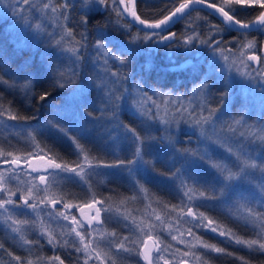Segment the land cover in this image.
<instances>
[{"label":"snow or ice","instance_id":"obj_1","mask_svg":"<svg viewBox=\"0 0 264 264\" xmlns=\"http://www.w3.org/2000/svg\"><path fill=\"white\" fill-rule=\"evenodd\" d=\"M150 2L143 0L145 6ZM135 3L136 0H16L15 4L7 5L51 50V57L44 60L45 77L55 88L67 90L65 94H79L83 101L67 117L60 115L67 111L62 108L41 126L49 134H59L72 142L77 155L75 161L69 164L48 157L46 167L29 171L20 167L18 157L5 160L17 167L8 169L7 176L0 173V221L6 225V231L16 234L13 239H19L27 246L29 253L24 257L14 255L0 244V249L15 264H65L66 258L69 264H117V261L126 264H209V253L250 264L246 258L204 240L197 235L198 231L215 233L224 238V243L249 252L264 253V0H168L172 7L162 18L153 20L141 18ZM21 4L26 7L20 8ZM204 9L211 10L208 15L218 22L212 23L206 18L195 22L193 13L199 17ZM99 14L114 17L107 22L128 36L125 48L111 45L102 32H98L97 38L89 44L88 26ZM125 14L132 19L121 24L119 21L126 19ZM177 24L184 25L179 34L172 30ZM226 33L236 35L226 39ZM161 47L185 53L206 51L207 69L197 76L186 93H177L172 88L165 91L167 86L158 90L146 87L143 81L130 79L128 68L135 53ZM89 65L91 77L84 74ZM176 67L195 69V65ZM234 80H239L249 90H259L261 113L258 118L253 119L243 102L239 107H233L231 82ZM218 82L223 85L219 94L213 91ZM37 83L33 73L23 69L19 72L10 68L5 70L0 63V85L20 92L29 104L33 96L40 107L50 104L52 93L47 88L37 93ZM86 89L87 96L84 95ZM93 90L98 94L97 115L83 111L88 107L87 101ZM8 103L10 106L4 108L0 93V130L18 127L22 132L30 129L28 135L34 143L24 156L25 164H30L34 157L44 160L48 152L32 136L37 130L32 128L31 122L37 118L34 114L18 113L11 107V102ZM125 106L135 114V123H125L121 119ZM5 117L15 123H5ZM104 121L108 122L109 142L115 145L122 141L128 146L129 154L123 159L117 156L114 161L92 156L91 160L96 161L92 163L91 150H86L82 143L90 135L87 123ZM182 131L189 143L195 136V150L177 147L180 143L177 137ZM154 132L161 135L157 137ZM154 143L165 144L166 153L163 157L157 155L156 160L166 164V172L158 171L155 163L146 158L151 155ZM219 151L224 155H218ZM3 154L14 155L12 151ZM201 166L209 170L210 179L193 174L194 169ZM100 168L120 169L131 178L134 195L127 198L130 200H135L136 194L147 198V190L137 178L141 170L154 174L152 178L163 177L171 181L181 195L180 203L172 205L168 214L176 213L175 219L183 230L178 228L176 233L169 230L171 224L159 214H155L154 219L148 217L139 221L130 212L124 215L116 210L114 215L113 209L105 206V198L96 199L92 192L91 178L100 174L97 171ZM32 173H36L32 180L38 184L13 189V180ZM63 181L80 184L85 196L92 198L83 200L82 204L71 203L82 198L65 192L61 186ZM244 185L247 187L241 191ZM53 187L59 194L50 196ZM33 188H37L35 194ZM17 192L20 196L13 199ZM96 204L101 207L96 208L91 217L94 227L78 220L71 211L65 212L73 207L83 212L85 207L93 208ZM164 207L168 208V205ZM217 208H223L225 217L244 228L247 235H239L232 227L206 214ZM45 217L49 223L66 227L71 240H56L44 222ZM63 221L69 223L63 224ZM113 221L128 234L112 231L107 241L103 235L93 236L94 232H105L106 225ZM33 231L37 237L27 239L26 234ZM185 236L192 239H184ZM41 238L48 245L63 248L65 258L59 253L45 258L41 254ZM146 239L155 240V246L148 251H145ZM172 241L184 244V249L175 247ZM34 251L37 253L35 262L31 258ZM73 252L78 255L74 256Z\"/></svg>","mask_w":264,"mask_h":264},{"label":"trees","instance_id":"obj_2","mask_svg":"<svg viewBox=\"0 0 264 264\" xmlns=\"http://www.w3.org/2000/svg\"><path fill=\"white\" fill-rule=\"evenodd\" d=\"M171 7L172 5L168 3V0H151L147 6L144 5L143 0H139L137 10L141 18L153 20L162 18ZM205 18L212 23L218 22L214 16L208 15L207 11L201 12L199 17H197L196 13H193V20L197 23L202 22ZM110 19H114V17H106L103 14H99L90 21L88 26L89 44H91L97 38L98 32L104 33L111 45L118 46V42H127L128 36L124 31L110 25L107 22ZM13 22L14 19L12 16L8 20L0 21V63H3L5 70L10 68L13 72H19L21 69H23L24 72L33 73L38 80L36 92L39 93L47 88L48 91L52 93V95L50 97L51 103H46L44 106L40 107L34 96L31 103L29 104L25 101L23 95L20 92L4 88L2 85H0V93L3 94V107L8 108L10 106L8 102H11V107L18 113L26 116L34 114L37 119L33 120L31 125L32 128L36 129L37 131L32 133L36 139L41 142V146L45 147V150L48 152V157H55L57 158L58 162L63 161L71 164L77 159V155L74 151L73 145L71 144L72 142L69 139L59 136L55 133L49 134L44 129L42 131L44 132L43 135H40L38 132V128H41L45 121L51 120L60 109L66 107L67 100L71 94H65L67 91L65 89L55 88L51 80L45 77L43 73L44 62L42 64H39L38 60L30 62V58L25 57L26 54H28V51L19 48L16 44L17 40L9 41V37L4 34V30H6L7 25L9 26ZM119 22L121 24H125L127 20L120 19ZM183 27V24H178L172 30L179 34L183 30ZM133 31H135L134 27ZM235 35V33L225 34L226 39H232ZM113 51H115V49H113ZM177 52V49L165 50L163 47L159 48L158 50L141 51L140 55L137 57L135 56L136 58L134 57L132 59V62L128 68L130 78L143 81L146 87H154L159 90L163 86H167L164 89L165 91L168 88H172L177 93H186L190 86L187 88H184L183 86L192 85L197 76L207 69V62L204 61L203 64H200V66L195 69L188 68V70H181L180 68L176 67V65H184L186 56H184V53L177 54ZM202 53L207 54L206 51ZM37 57L38 54L35 55L34 59ZM197 59L198 58H195L193 61H197ZM146 65H148L147 68L145 67ZM88 72H91L89 66L88 69L85 70L84 74ZM222 90L223 88H221L217 94H219ZM93 93H91V95H93ZM85 108L83 109L84 112H90V109ZM121 117L122 119H125L126 113L123 112ZM131 123H135V121L133 120ZM91 134L88 136L87 140L82 141V143L85 145V149L91 150L89 153L90 160L92 156L107 161H114L117 156L121 159L126 158V151L112 155L113 152L109 149L101 148L96 145L95 141L92 139L93 134ZM179 141L180 143L177 145V147L181 149L185 148V143H183V135L180 136ZM33 143L34 141L31 142L29 139H27L26 135H19L15 138L12 136L8 140L0 137V163L3 164L5 160H11L14 157H23L27 155L30 144ZM190 148H192L191 145ZM7 151H12L14 154L13 157H8L3 154ZM91 162L95 163L96 161L91 160ZM160 163L161 164H155L157 170L160 172H166L167 169L165 164L162 162ZM103 175L104 174L99 175V179L91 178L92 192L94 193L96 199L105 198V206H110L113 209L114 215L116 210H119V212L124 210H134L137 213L142 211L143 208L147 210L148 206L147 208L144 206L146 203V198H144L143 195L136 194L137 198L135 200L127 199L134 195L133 185L130 184V181H127L126 179L119 180L114 176L107 178V176L103 177ZM141 175L142 174L140 172L139 177L142 181L143 187L147 190V199L149 200V204H151V208L164 215L166 219H171L174 217L176 213H172L171 215L168 213L172 205H177L180 203L181 194L177 192L176 186H173L170 181L162 180L158 177L152 178V176H150L148 178L151 180H145L143 177H141ZM101 177H103V179ZM61 186L65 192H71L76 197L82 198L72 200L70 201L71 203L82 204L83 200L92 198L91 196H85L81 185H78L74 182H62ZM50 194L58 195L59 192L54 187V189L50 191L49 195ZM18 197L19 196L13 197V199H17ZM165 204L168 205V208L164 207ZM95 206L101 207L100 204H96ZM67 211L70 210L65 209V212ZM200 211H205V209H200ZM149 212L151 211L149 210ZM177 212H179V209H177ZM71 213L73 215L76 214L75 216L78 220L80 219L86 223V221L81 218L80 214H77V212ZM206 214H210L211 216L219 219L223 225L232 227L239 235H247V232L244 228L237 226L231 220V218L225 217L223 209L217 208L214 211ZM145 215L146 214L142 213L139 215V217L145 218ZM44 222L47 225L50 224L45 218ZM63 224H65V222ZM62 228L64 229V227H61V230ZM106 229V233L103 234L105 241L110 238L108 234L112 231H116L118 234L123 233V235L128 234L127 231L122 229L115 221L108 223L106 225ZM63 231L65 232V230ZM197 235H201L203 239L209 243L217 244L219 247H224L228 251L235 253L237 256L246 258L250 264H264V253L249 252L247 249L241 248L240 246L226 244L223 242L224 238L219 237L218 235L211 232L198 231ZM14 236L15 234H13L10 230L6 231V228L0 224V244H3L4 249H7L8 252L13 253L14 255H21L22 257L28 256L29 253L27 251V246L22 245L19 239H13ZM64 236H61V239L58 237H55V239L62 242L65 240L62 239ZM36 237L37 233L35 231L26 234L27 239H35ZM65 237L66 239L71 240V238H67L68 236ZM172 243L175 245V247H178L181 250L184 249L178 243ZM40 244L42 245L41 254L45 258L52 256L54 253H59L62 258H65L63 248L48 245L43 238L40 239ZM36 254L37 253L34 251L31 256L34 262ZM73 255L75 256L78 254L73 252ZM0 264H15L14 261H11V258L7 255V253L3 251V249H0ZM65 264H69L67 258L65 259ZM117 264H126V262L117 261ZM209 264H240V262L233 257L223 256L218 253H209Z\"/></svg>","mask_w":264,"mask_h":264},{"label":"rangeland","instance_id":"obj_3","mask_svg":"<svg viewBox=\"0 0 264 264\" xmlns=\"http://www.w3.org/2000/svg\"><path fill=\"white\" fill-rule=\"evenodd\" d=\"M15 3H16V0H4L3 3H0V21L8 20L11 18V16L14 19V22L11 25H9V26L7 25L6 30H4V34H6L9 37V41L10 40H17V42H16L17 46L19 48H22V49H25L26 51H28L27 52L28 54H26L25 57L30 58V62L38 60V63L42 64L46 57H51V50L49 48H47V46L44 43H42L40 41V39L37 38L32 31H30L27 28L25 23L23 21H21L19 14L17 12H14L11 8H9L7 6L8 4H15ZM19 7L24 8L26 6L21 4V5H19ZM26 18H28V17L26 16ZM118 43H119V45H118L119 48L123 49L126 47V43H120V42H118ZM140 53H141V51L136 52L135 56L137 57L138 55H140ZM182 53H184V56H186V59L184 61L185 66L195 65V68H197L200 66V64H203L204 61L207 62V59H208L207 54H204L202 52H197L195 50L192 53H185L182 50H178V52H177V54H182ZM37 54H38V57L36 59H34L35 55H37ZM195 58H198L197 61H193V59H195ZM206 65H207V63H206ZM89 67L91 69V65H89ZM206 68H207V66H206ZM85 75H88L91 77L92 72H88ZM188 86H191V85H184L183 87L187 88ZM3 87L7 88L6 86H3ZM221 88H223V85L218 82L217 86L213 89V91L217 93ZM231 89H232V97H233V107L237 108V107H239L241 102H243V104L246 105L248 107L249 111L252 113L253 119L258 118L260 113H261V96H260L259 90L258 89L257 90H249V89L243 87L239 80H234L233 82H231ZM93 92H92L93 95H91V97L87 101L88 107H86V108L90 109V112H93L94 115H97V113L95 112V102H98L97 101V95L98 94L95 92V90H93ZM84 95L85 96L88 95L87 89L85 90ZM82 102H83L82 98L79 94H77L76 96H73L71 94L67 100L66 107H65V108H67V111L60 112V115L65 116V117L68 116L69 113L72 111V109L77 108L78 105H80ZM124 112L126 113L125 119H122V117H121V119L124 122L131 123V121H133V120L135 121V119H136L135 114L130 109H128L127 106H125ZM122 115H123V113L121 114V116ZM4 119H5V123H7L9 125H12L15 123V122H12L10 120H7L6 118H4ZM87 126L89 128L90 134L91 133L93 134L92 139L95 141L96 145H98L101 148H107L115 154H119L122 151L123 152L126 151L127 155L129 154L128 146L126 144H124L122 141L118 144H115V145H113L111 142H109L108 133H107V129H108V122L107 121L101 122L100 124H94V123L89 122V123H87ZM30 131H31L30 129H27V130L21 132V131H19L18 127L17 128H11L9 130H0V137L8 140L12 136H14V138H15L19 135H26L27 139H29L31 142H33L28 135V133ZM42 131H43L42 127L38 128L39 133ZM9 133H11V135ZM153 134L156 135L157 137H159L161 135V133H158V132H154ZM182 135H183V140H184L183 143H185V148H190V145H191L192 146L191 149L195 150V148H196L195 136L192 137L191 143H189L188 137L184 135L183 131L179 134V136L177 138L180 139V136H182ZM32 136H34L33 133H32ZM33 151H35L34 148H33ZM166 151H167V149L165 147V144L154 143L152 146V149H151V155L149 157H146V158L151 159L155 164L156 163L161 164L160 162H158V160H156V156L160 155L163 157L164 154L166 153ZM217 154L220 156L224 155V153L222 151H219ZM14 158H16V157H14ZM18 158H20V167L21 168H27L29 171L31 168L43 169L44 167L47 166L48 156H46L44 160H41L39 158L34 157L31 160L30 164H25L24 156L18 157ZM168 159H171V157H168ZM165 166H166V164H165ZM16 167H17L16 165H13L11 163H5V162H3V164L0 163V173H3L4 176H7L8 175L7 170L12 169V168H16ZM97 171L100 173L99 175L104 174L103 177L107 176V178H108L110 176H114L116 179H119V180L120 179H124V180L126 179L127 181H130V184L133 185L131 178L126 173L122 172L120 169H103L102 168V169H97ZM140 172L142 174L141 177H143L145 180H151L148 177L154 175V174H150V173H145L142 170ZM140 172L137 173V178H139V179H140V177H139ZM197 173L204 179H210L211 178V174H210L209 170L203 166L194 169L193 174H197ZM35 175H36V173H32L31 176L26 175V174H22L18 177V179L12 181L11 186L13 187L14 190L16 188L26 189V188L32 187L33 184H38V182H35L32 180V176H35ZM99 175L93 176L92 178L99 179ZM103 177H101V178L103 179ZM158 178L165 180L163 177H158ZM63 182H73V181H63ZM141 183H142V181H141ZM170 183L173 186H175V184H173L171 181H170ZM76 184H78V183H76ZM78 185H80V184H78ZM39 187H44V186L39 185ZM246 187H247V185H244L241 188V191H243L244 188H246ZM53 189H54V187H53ZM176 190H177V188H176ZM36 191H37V188H33L34 194ZM177 192H178V190H177ZM178 193H180V192H178ZM192 194H193V196L196 195L195 192H193ZM51 195L52 194H50V196ZM17 196H20V192H17ZM145 201H146V203L144 204V206L147 208V206L149 205V200L146 198ZM93 208H94V210H93ZM93 208H92V210H93V213L95 214V209L99 208V207L95 206ZM77 209H79V208L73 207L72 209H70V211L76 213ZM148 209L151 212H149ZM221 209H223V208H221ZM124 211H125V213H124ZM124 211H121L120 213L127 215L130 212L131 215L136 217L138 221L140 219H142L139 217V215H141L142 213L146 214L145 218L151 217L153 219H154L155 214H159L163 220H166L171 224V228L169 230L173 231L174 233L177 232L178 228L181 231L183 230L182 228H180L177 220L175 219L176 215H174V217H172L171 219H166V217L164 215H162L161 213L152 209L151 207H148L147 210L143 208L142 211H139L138 213L135 212L134 210H130V211L124 210ZM194 211H195V209H194ZM84 212L85 213L88 212L87 207L84 208ZM77 214H79V213H77ZM103 215L104 214L102 213V216ZM81 218L84 219L86 221V223H89V221L87 220V218L85 216L81 215ZM45 219L47 220V222H49L47 217H45ZM64 222H65V224L69 223L68 221H64ZM0 224L6 228V225H4L2 221H0ZM48 226H49L48 227L49 232L54 237L60 238L61 236H64L66 234L65 236H68L67 238H72L71 236L67 235V233H68L67 228L64 227V229L62 228V230H61L60 224L50 223ZM94 226H95V222H94L93 227ZM71 227H77V226L71 225ZM63 230H65V232ZM106 231L102 232V233L94 232L93 236L96 237L99 235H103L106 233ZM13 234H15V233H13ZM65 236L62 239H66ZM72 236H74V233L72 234ZM183 238L188 239V240L192 239L191 237H187V236H185ZM172 242H176V241H172ZM179 245H181L184 248V244H179Z\"/></svg>","mask_w":264,"mask_h":264},{"label":"water","instance_id":"obj_4","mask_svg":"<svg viewBox=\"0 0 264 264\" xmlns=\"http://www.w3.org/2000/svg\"><path fill=\"white\" fill-rule=\"evenodd\" d=\"M138 1H139V0H136V3H135V10H136L137 14H138V10H137V8H138ZM128 7L131 8L132 5L129 4ZM204 11H207V12L209 13L211 10H209V9H204ZM138 15H139V14H138ZM125 17H126V20H127V21H130V20L132 19L130 16H127V14H125ZM177 25H178V24H177ZM175 26H176V25H175ZM175 26H174V27H175ZM174 27H173V28H174ZM134 28H135V26H134ZM58 207H59V205H58ZM87 209H88V212H87V213H85L84 210H83V212H81L80 209H77L76 212L79 213V214H81L82 216H85V217L87 218V220L89 221V223H91L92 225H94V222L91 221V217H92L93 214H94V213H93V210H92V208H87ZM145 242H146V244H147V248L145 249V251L151 250V249L155 246V241H154V240H147V239H146Z\"/></svg>","mask_w":264,"mask_h":264}]
</instances>
